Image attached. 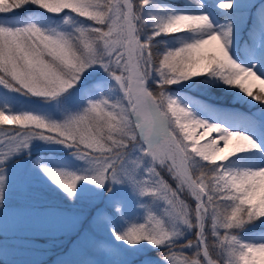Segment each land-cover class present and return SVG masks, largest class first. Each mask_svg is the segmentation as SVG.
Segmentation results:
<instances>
[{"label":"snow or ice","instance_id":"1","mask_svg":"<svg viewBox=\"0 0 264 264\" xmlns=\"http://www.w3.org/2000/svg\"><path fill=\"white\" fill-rule=\"evenodd\" d=\"M35 177L94 209L75 264H264V0H0V212Z\"/></svg>","mask_w":264,"mask_h":264},{"label":"rangeland","instance_id":"2","mask_svg":"<svg viewBox=\"0 0 264 264\" xmlns=\"http://www.w3.org/2000/svg\"><path fill=\"white\" fill-rule=\"evenodd\" d=\"M202 87L184 91L221 109H236L243 113L255 111V108L246 109L210 99L203 94ZM50 155L63 158L65 154ZM165 178H168L166 173ZM58 192L61 191L50 182L35 177L11 194L10 211L7 214L0 212V255L8 261L0 264H75L90 258L103 259L91 247V240L102 236L98 227L91 223L94 209H90L86 201L73 204L68 200L58 205L55 197ZM45 209L57 212L49 214ZM129 210H132L131 203ZM76 216L83 219L78 226H73L71 221ZM147 256L154 259L156 253L149 251ZM144 258L143 255L137 257L134 264H140Z\"/></svg>","mask_w":264,"mask_h":264},{"label":"trees","instance_id":"3","mask_svg":"<svg viewBox=\"0 0 264 264\" xmlns=\"http://www.w3.org/2000/svg\"><path fill=\"white\" fill-rule=\"evenodd\" d=\"M199 79V78H198ZM202 92L203 94L206 96V97H209L210 99H213L215 101H218V102H225V103H231V104H235V105H239V106H242L246 109H249L250 106L246 103H241L239 101H237L234 96L229 93V92H226L224 89L222 88H215V87H202ZM54 196V195H53ZM56 197V201L58 205H63L64 202H67L68 200H66L64 198V194L62 192H58L57 195H55ZM53 198V197H52ZM0 262L2 263H6L8 261H5L3 259V256L0 255Z\"/></svg>","mask_w":264,"mask_h":264},{"label":"bare ground","instance_id":"4","mask_svg":"<svg viewBox=\"0 0 264 264\" xmlns=\"http://www.w3.org/2000/svg\"><path fill=\"white\" fill-rule=\"evenodd\" d=\"M223 109H225V108H223ZM200 131H202V130H200ZM216 135H217L216 133H212L210 136H206V137H205V140L202 141V143L206 142L207 140L212 139V138L215 137ZM221 146H222V144H221Z\"/></svg>","mask_w":264,"mask_h":264}]
</instances>
